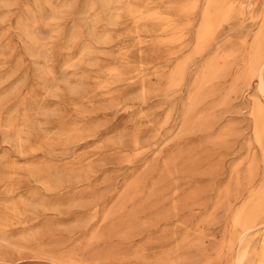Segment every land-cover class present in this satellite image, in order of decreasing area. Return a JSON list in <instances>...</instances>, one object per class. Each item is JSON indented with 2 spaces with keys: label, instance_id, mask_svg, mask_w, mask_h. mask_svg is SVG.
Masks as SVG:
<instances>
[{
  "label": "rangeland",
  "instance_id": "374dc122",
  "mask_svg": "<svg viewBox=\"0 0 264 264\" xmlns=\"http://www.w3.org/2000/svg\"><path fill=\"white\" fill-rule=\"evenodd\" d=\"M207 1L0 0V264H236L233 218L264 186V95L240 76L264 0L198 53Z\"/></svg>",
  "mask_w": 264,
  "mask_h": 264
},
{
  "label": "bare ground",
  "instance_id": "6f19581e",
  "mask_svg": "<svg viewBox=\"0 0 264 264\" xmlns=\"http://www.w3.org/2000/svg\"><path fill=\"white\" fill-rule=\"evenodd\" d=\"M151 1V0H149ZM192 2V1H191ZM194 2V1H193ZM102 3V2H101ZM117 3V2H116ZM179 3V2H178ZM118 4V3H117ZM186 4V3H185ZM195 4V2H194ZM131 5V4H130ZM128 6V5H127ZM179 7V6H178ZM129 8V7H128ZM133 8V7H132ZM131 8V9H132ZM137 8V7H136ZM195 8V6L191 3H187L186 5H184L182 7V11L185 12H190ZM126 9V8H125ZM134 10V8H133ZM138 10V8L136 9ZM143 11V10H142ZM158 11V10H157ZM180 11V10H177ZM241 8H239L236 5V0H208L203 14H202V21H201V25L199 28V32L197 35V43H196V51L198 53H203L207 47L211 44L212 40L214 39L217 31L219 30V28L221 27V25L228 19L231 18V16L237 12H240ZM140 12V11H139ZM156 12V11H155ZM176 12V11H175ZM131 13V12H130ZM141 13V12H140ZM180 13V12H179ZM138 15V14H137ZM145 15V14H143ZM161 15V14H160ZM134 16V15H133ZM142 16V15H141ZM135 17V16H134ZM144 17V16H143ZM153 17V16H151ZM159 17L158 15H154V18ZM164 17V16H163ZM167 17V16H166ZM133 18V17H132ZM145 18V17H144ZM153 18V19H154ZM162 18V17H161ZM150 19V18H149ZM160 19V17H159ZM172 19V18H171ZM148 20V18H147ZM163 20V19H162ZM168 20V19H167ZM173 20V19H172ZM149 21V20H148ZM157 21V20H156ZM141 22V21H139ZM159 22V21H157ZM170 22V20H169ZM164 23V21H163ZM176 23V22H175ZM166 24V23H164ZM174 24V23H172ZM176 25V24H175ZM261 30L260 32L257 34L256 38L254 39L255 42L249 46H252L249 50V54H248V59L246 62V66L245 69L243 70V74L240 75L242 76V79H244V84L246 85H250L253 81L258 80L259 81V86H260V92L261 94L264 95V20H263V24L261 25ZM161 27V26H160ZM179 27V26H178ZM176 31H177V27ZM173 28V29H175ZM167 29V28H166ZM169 29V28H168ZM170 29V30H173ZM181 29V28H180ZM164 30V29H163ZM169 30V31H170ZM175 31V32H176ZM181 31V30H180ZM83 32V31H82ZM173 32V33H175ZM179 32V31H177ZM176 32V33H177ZM179 35V34H178ZM181 35V34H180ZM177 37V36H176ZM180 38L182 36H179ZM170 38V37H169ZM174 39V37H172ZM183 38V37H182ZM171 39V38H170ZM172 39V41H173ZM179 39V38H178ZM182 40V39H181ZM168 41V40H167ZM171 41V42H172ZM177 41V40H176ZM164 42V40H163ZM170 42V40H169ZM175 42V41H174ZM161 43V42H160ZM165 44V42H164ZM169 44V43H168ZM172 44V43H171ZM248 50H246L245 52H247ZM247 55V54H246ZM225 57V56H224ZM222 58V57H221ZM220 58V59H221ZM226 58V57H225ZM224 58V59H225ZM228 60V57H227ZM215 61V60H213ZM226 61V60H225ZM229 61V60H228ZM212 62V61H211ZM210 62V63H211ZM218 62V61H217ZM223 62V61H222ZM185 64L183 63L176 69V71L172 74L171 76V82L172 83H177L179 84V82H181L183 80V78L185 77ZM218 64V63H217ZM221 64V63H220ZM219 64V65H220ZM230 64V63H229ZM177 66V65H176ZM221 66V65H220ZM223 66V65H222ZM187 67V66H186ZM209 68L204 70L203 75L201 76V79L199 82H197L196 88H195V93H193L192 96V100L190 101L191 104L189 106V112L193 113L194 109L198 108L196 107L198 105V103H200L202 99V93L204 92V89H207L206 86L211 82V80H214V78L216 76H218L223 70H221L220 68H216L214 64H211L210 66H208ZM231 65L227 68H230ZM222 68V67H221ZM187 69V68H186ZM230 70V69H229ZM228 72V71H225ZM222 74V73H221ZM199 77V76H198ZM226 77V74H225ZM237 79V77H236ZM168 80V79H167ZM221 80V79H220ZM169 81V80H168ZM167 81V83H168ZM239 81V80H238ZM170 82V81H169ZM212 83V82H211ZM215 83V81H214ZM235 83V80L234 82ZM232 83V84H233ZM241 83V82H240ZM177 85V84H175ZM235 87L237 88V86L235 85ZM210 88V87H209ZM208 88V90H209ZM235 88V89H236ZM214 89V88H213ZM207 90V91H208ZM211 90V88H210ZM206 91V92H207ZM210 92V91H209ZM212 92V91H211ZM213 94V93H212ZM210 95V94H209ZM258 101V99L256 100ZM255 101V102H256ZM5 102V101H4ZM3 102V103H4ZM201 104V103H200ZM199 104V105H200ZM256 104V103H255ZM264 105V104H262ZM261 104H257L254 108V117H255V134H256V140L259 143V145L261 146L263 152L264 153V106H262ZM254 107V106H253ZM193 110V111H192ZM190 113V114H191ZM252 114V115H253ZM200 116V115H199ZM253 117V118H254ZM189 119V118H188ZM200 120V119H199ZM202 120V119H201ZM199 122V121H198ZM186 123V120H185ZM189 123V122H188ZM195 123V122H194ZM203 123V122H202ZM208 123V122H207ZM199 125H201L200 123H197ZM189 125H191L189 123ZM209 125V123H208ZM206 126V125H204ZM204 126L202 128H204ZM193 127V126H192ZM197 128H199L197 126ZM189 129V128H188ZM192 129V128H191ZM205 129V128H204ZM188 131V130H187ZM190 131V129H189ZM255 155V154H254ZM256 157V155H255ZM254 158V157H253ZM252 158V159H253ZM255 159V158H254ZM264 159V158H262ZM257 160V159H255ZM251 161V160H250ZM258 161V160H257ZM249 162V161H248ZM247 162V163H248ZM243 163V162H242ZM251 163V162H250ZM259 163V162H258ZM241 164V163H240ZM240 164L238 166H240ZM256 164V162H255ZM260 165V164H258ZM254 166V165H252ZM250 167V166H249ZM255 167V166H254ZM253 167V168H254ZM257 167V165H256ZM261 167V166H260ZM259 167V168H260ZM242 169V168H241ZM240 169V170H241ZM237 170V169H236ZM255 169L251 170V174H250V179H253L255 177ZM257 170V169H256ZM235 172V171H234ZM238 172V171H237ZM241 172V171H240ZM258 172V170H257ZM239 173V172H238ZM237 174V173H236ZM260 174V172H259ZM238 175V174H237ZM12 176V175H11ZM245 176V174H244ZM236 177V176H235ZM246 177V176H245ZM258 178V177H257ZM232 179L233 176H232ZM239 179V178H238ZM245 179V178H244ZM241 181V180H240ZM252 181V180H251ZM141 182V181H140ZM238 182V181H236ZM246 182V181H245ZM254 182H256V180H254ZM232 183V182H231ZM244 183V180H243ZM253 183V182H252ZM264 183V182H262ZM138 184V183H137ZM237 184V183H236ZM240 184V183H239ZM252 185V184H251ZM251 185L249 187H251ZM136 186V185H135ZM235 186V185H234ZM233 186V188H234ZM240 186V185H239ZM239 186L237 188H239ZM231 187V186H229ZM261 187V186H260ZM139 188V187H138ZM225 189V188H224ZM231 189V188H229ZM236 189V187H235ZM250 189V188H249ZM232 190V189H231ZM223 191V190H222ZM226 191V190H225ZM234 191V190H233ZM256 191V190H255ZM232 192V191H231ZM137 193V192H135ZM234 194V192H233ZM225 195V194H224ZM228 196V195H227ZM226 196V197H227ZM234 196V195H233ZM119 197V196H118ZM133 198V197H132ZM125 201V200H124ZM123 202V201H122ZM126 205V204H125ZM223 206V205H222ZM242 206V204L240 205ZM243 208L241 210H239L234 218H233V222H232V235H231V240L230 243L228 244V248L229 250L231 248H233L234 244H236V242L239 244L238 246H240L241 250L239 251V255L237 257V262L236 264H251L252 262V256L254 255L253 252V248H252V239L251 236H254L255 232H262V250L259 252V254L257 255V264H264V186L262 187V189L256 193H254L251 198L245 203L244 206H242ZM108 216V215H107ZM111 216V215H110ZM109 217V216H108ZM144 222V221H143ZM231 234V233H230ZM229 241V240H228ZM11 246V245H10ZM221 248V247H220ZM219 250V249H218ZM228 252L230 253L231 250ZM220 252V251H219ZM223 255V254H222ZM219 256V255H218Z\"/></svg>",
  "mask_w": 264,
  "mask_h": 264
}]
</instances>
